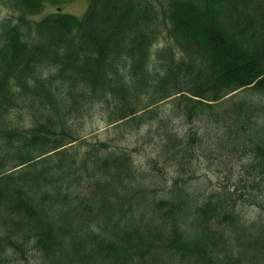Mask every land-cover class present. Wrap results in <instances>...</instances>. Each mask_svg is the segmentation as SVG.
Returning <instances> with one entry per match:
<instances>
[{"label":"trees","instance_id":"obj_1","mask_svg":"<svg viewBox=\"0 0 264 264\" xmlns=\"http://www.w3.org/2000/svg\"><path fill=\"white\" fill-rule=\"evenodd\" d=\"M71 1L0 0V264H264V0Z\"/></svg>","mask_w":264,"mask_h":264},{"label":"rangeland","instance_id":"obj_2","mask_svg":"<svg viewBox=\"0 0 264 264\" xmlns=\"http://www.w3.org/2000/svg\"><path fill=\"white\" fill-rule=\"evenodd\" d=\"M89 0H73L68 3L52 4L46 2L43 6L42 12L30 19L39 21L50 13L61 11L63 13L71 14L77 18H81L87 7ZM10 15V12L1 5L0 2V19ZM105 122L99 114H94L93 116H88L85 118L83 131L81 135L83 138L92 140H106L108 136L111 135L105 127ZM145 129L134 132L126 141H116L115 143H120L124 148H137L138 152L133 153L134 160L138 165H145L148 158L153 155L152 145H143L140 136L143 134ZM197 175L199 176L193 182L199 185V188L208 189L212 186L219 185L223 182L222 175L213 171L212 168L205 166V163H199L197 167ZM169 183V182H167ZM246 212V211H245ZM252 215V209H247L246 216ZM7 264H40V260L36 256L35 252L26 250L23 252L22 256L16 254L15 252L10 253ZM5 262V261H4Z\"/></svg>","mask_w":264,"mask_h":264}]
</instances>
